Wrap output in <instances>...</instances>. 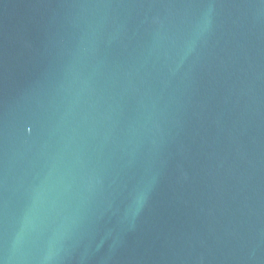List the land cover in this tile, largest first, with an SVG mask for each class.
I'll return each instance as SVG.
<instances>
[{
    "label": "water",
    "instance_id": "obj_1",
    "mask_svg": "<svg viewBox=\"0 0 264 264\" xmlns=\"http://www.w3.org/2000/svg\"><path fill=\"white\" fill-rule=\"evenodd\" d=\"M0 264H264V0H0Z\"/></svg>",
    "mask_w": 264,
    "mask_h": 264
}]
</instances>
